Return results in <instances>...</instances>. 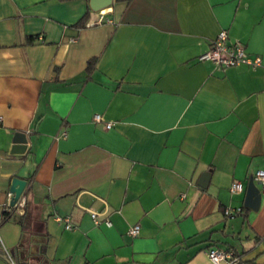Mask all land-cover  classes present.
<instances>
[{
  "label": "crops",
  "instance_id": "0c3cea01",
  "mask_svg": "<svg viewBox=\"0 0 264 264\" xmlns=\"http://www.w3.org/2000/svg\"><path fill=\"white\" fill-rule=\"evenodd\" d=\"M220 29L260 63L197 59ZM263 165L264 0H0V264H263Z\"/></svg>",
  "mask_w": 264,
  "mask_h": 264
},
{
  "label": "built area",
  "instance_id": "2783aa9c",
  "mask_svg": "<svg viewBox=\"0 0 264 264\" xmlns=\"http://www.w3.org/2000/svg\"><path fill=\"white\" fill-rule=\"evenodd\" d=\"M197 59L200 60H210L219 66L225 67L229 65L238 64L241 62L249 63L251 65L259 64L260 63V57L258 55H254L253 57H249L243 47V44L239 41H228L227 33L224 29H220L215 37L211 40L209 47L201 52ZM101 119L100 113H94L93 114V120L99 121ZM112 125L111 121H107L104 125L105 128H109ZM253 179L257 182L260 191L264 192V165L261 167H258L254 170ZM242 189V184L238 180H232L229 184V190L231 192H237ZM12 192H7V199L11 197ZM6 201L4 203V206L2 208L3 211H8L12 205H10L9 201ZM25 204V196L20 195L19 198L16 200L14 205L23 207ZM239 207H225L223 209L224 215H230L235 212H239ZM92 215L94 216L95 213L92 212ZM60 220L65 221V227L71 228L72 225L69 220V216H58ZM97 221V219H95ZM107 222H109L107 220ZM138 231V224H133L129 226L128 232L132 235L136 234ZM205 254L207 258L214 264L218 263H240L241 256L237 253H234L233 251L229 249L220 248L218 246H209L205 249Z\"/></svg>",
  "mask_w": 264,
  "mask_h": 264
},
{
  "label": "water",
  "instance_id": "95a60500",
  "mask_svg": "<svg viewBox=\"0 0 264 264\" xmlns=\"http://www.w3.org/2000/svg\"><path fill=\"white\" fill-rule=\"evenodd\" d=\"M111 0H89L90 7L93 10L100 9L101 7L109 4ZM25 132L23 131H15L13 135V145L11 148V151L13 152H22L25 148ZM202 178L205 179L206 175L203 174L201 176ZM203 181H198L200 185H203ZM26 184V180L24 178L20 177H13L11 180L10 184V191L12 192L11 194V199H10V204L14 205L16 200L19 198L21 195L23 188ZM259 189L256 186V184L253 181L252 176L249 177L247 186H246V191L244 195V200L243 204L250 207V208H256L257 204L259 202Z\"/></svg>",
  "mask_w": 264,
  "mask_h": 264
},
{
  "label": "trees",
  "instance_id": "16d2710c",
  "mask_svg": "<svg viewBox=\"0 0 264 264\" xmlns=\"http://www.w3.org/2000/svg\"><path fill=\"white\" fill-rule=\"evenodd\" d=\"M86 18H87V14L84 15L83 18L80 19V20L75 24V26H76V27L84 26V23H85V21H86ZM33 37H34V36H29V38H33ZM92 61H93V58L89 60V64H91ZM3 214H4V215L8 214V211H3ZM19 221H20V223H21V218H20ZM22 226H23V225H22ZM263 264H264V263H263Z\"/></svg>",
  "mask_w": 264,
  "mask_h": 264
}]
</instances>
